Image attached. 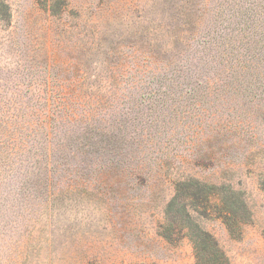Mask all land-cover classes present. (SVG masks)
<instances>
[{"label":"rangeland","instance_id":"obj_1","mask_svg":"<svg viewBox=\"0 0 264 264\" xmlns=\"http://www.w3.org/2000/svg\"><path fill=\"white\" fill-rule=\"evenodd\" d=\"M1 12L0 99L69 103L0 148V264H196L165 213L183 181L211 188L191 215L229 264H264V0H0ZM222 187L247 210L234 234Z\"/></svg>","mask_w":264,"mask_h":264},{"label":"trees","instance_id":"obj_2","mask_svg":"<svg viewBox=\"0 0 264 264\" xmlns=\"http://www.w3.org/2000/svg\"><path fill=\"white\" fill-rule=\"evenodd\" d=\"M42 10L49 11L50 14L54 15L52 6H49V8L44 7ZM10 20L11 15L9 13H0V22L9 23ZM11 69L12 67H8L6 70L10 71ZM68 103L59 97L50 98L49 96L48 98L28 99L26 102L6 98L0 99V148L10 147L12 151L18 149L22 138H28L30 134H37L38 131L47 127L50 121H60L62 118L60 112L68 109ZM68 117L70 118L67 120L70 121L75 115L71 111L68 113ZM191 185L193 186V183L190 181L177 184L175 196L167 204L165 213L168 216L173 210L176 211L174 213L180 218L178 229L179 231H185V236L192 245L196 264H229L215 239L208 232L201 229L194 222L191 215V211L198 215L205 214L209 204H211V198L203 194V191L204 188H211L195 183L196 191L193 193L187 192ZM222 190L223 194L219 197L220 218L227 226L228 231L234 234L238 225L245 223L247 210L237 193L225 187H222ZM190 199L202 200L200 206L202 212L190 208L191 206L186 203ZM238 212L242 216L238 217Z\"/></svg>","mask_w":264,"mask_h":264}]
</instances>
